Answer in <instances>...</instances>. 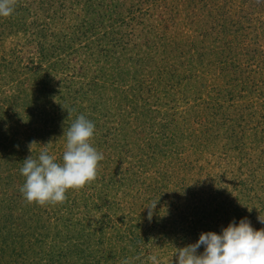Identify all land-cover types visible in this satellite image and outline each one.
<instances>
[{
  "label": "rangeland",
  "instance_id": "rangeland-1",
  "mask_svg": "<svg viewBox=\"0 0 264 264\" xmlns=\"http://www.w3.org/2000/svg\"><path fill=\"white\" fill-rule=\"evenodd\" d=\"M62 1L14 0L22 29L0 25V264H80L54 219L59 203H27L19 172L45 147L59 162L80 114L104 159L93 181L66 193L72 241L110 264H123L122 251L128 264L152 254L171 264L168 237L145 229L151 217L212 224L220 205L245 206L235 174L264 195V0ZM138 174L147 188L128 189ZM139 187L148 194L136 206Z\"/></svg>",
  "mask_w": 264,
  "mask_h": 264
},
{
  "label": "clouds",
  "instance_id": "clouds-1",
  "mask_svg": "<svg viewBox=\"0 0 264 264\" xmlns=\"http://www.w3.org/2000/svg\"><path fill=\"white\" fill-rule=\"evenodd\" d=\"M13 12L14 0H0V18L10 17ZM94 132V122L80 114L63 132L66 140L59 162L46 147L36 158L31 153L22 162L19 172L24 182L20 192L27 203L41 206L63 203L69 190L79 189L95 179L98 163L104 156L91 143ZM33 144L38 143L31 142L30 148ZM201 247L203 251L198 252ZM174 248L175 261L171 260V264H264V228L256 230L247 218H241L238 223L231 221L219 234L202 232L195 243ZM147 259L150 264H160L155 254Z\"/></svg>",
  "mask_w": 264,
  "mask_h": 264
},
{
  "label": "trees",
  "instance_id": "trees-1",
  "mask_svg": "<svg viewBox=\"0 0 264 264\" xmlns=\"http://www.w3.org/2000/svg\"><path fill=\"white\" fill-rule=\"evenodd\" d=\"M60 1L63 4V1L62 0H60ZM19 12H20L19 11V7L18 6H14L13 14L10 17H7L8 19L5 20V22L7 23L8 26L15 25L17 27V29H22L21 27L18 28V26H17L18 22L20 23V22L23 21L20 18ZM2 23H3L2 22V18H0V25H2ZM100 37H102V35ZM95 42L91 43V45L88 47L89 50L92 49V46L95 45ZM100 42L101 41H98L97 44H100ZM60 46H61V44H60ZM61 52H63V49H61ZM132 61H133V58L129 57L127 60H125L124 64L126 65L127 62L128 63H132ZM141 63H144V62H141ZM127 69H129V67H127ZM10 72L12 73V69H11ZM14 72H15V74H18V72H16V71H14ZM14 72H13V74H14ZM11 78L13 79V81H15L14 77L11 76ZM229 98L231 99V101H230V99H228V101H226V103L230 101L228 106H232V101H233L234 96H229ZM184 121H186V120H184ZM255 126L257 127L256 124H255ZM173 131L174 130H169L168 131L169 132L168 133L169 136L174 135ZM92 145L95 148H98V149L101 148V147H99L100 143H99V146L94 144V143H92ZM154 148H155L154 145L151 146V150H154ZM139 153L140 154H144L146 152H145V150H142ZM160 153L162 154L161 151H160ZM152 156H153V154H152ZM158 156H160V155H158ZM16 157H17V155H16ZM17 159L21 160L23 158L21 157V158H17ZM104 162H105V160H104ZM137 163H138V165H140V163H142V166H140V167H142V169L143 168L146 169V164L144 163L143 160H138ZM135 178H136L135 183H134V181H133V183L132 182L129 183V186L127 187L128 189H133L135 185H138L137 183H139L140 185H143V186L146 187V185L143 183L144 179H143L142 175L138 174V175H136ZM234 178H236L238 183L240 184V186L243 187V190L241 192H239L240 190H238V194L237 195H240L243 198V200L245 202L244 203L245 204L244 207H240L239 208L238 207L239 204L237 203V199H236L234 204L229 202L230 203V208L229 209L227 207V203H225L223 205H220L221 207H219L215 211L211 210V212H209L208 217L211 219V223L213 222L212 224H210L208 221H206V219H207L206 216L207 215H204V218H203V217L199 216V214H198V219H196V217H195L196 222H193L194 221L193 220L192 221L193 224H191V225L187 224L188 226H186V227L184 225V222L187 219H185V217H184V220H183L182 215L180 213L178 215H174V214L169 215V217L171 218V221L169 220L170 223L168 224V226L164 225L162 227L157 226V223H155L156 222L155 218L153 219V217H151V220L146 222V223H148V225L145 224V229L146 230H148V229H153V230L157 229L158 233L162 231L161 232L162 235L168 237V240H169V241H167L168 245H172L173 247L180 248V247H184V246H186L188 244L195 243L198 240L199 235L202 233V231L200 230V227H203V230H204L203 232L204 233L211 231V232H215V233L219 234L220 231H221V226L218 224L217 220L220 219V218H223V217H230L231 218V216H235L236 219H234V220L236 222H238L241 218H247L251 222V226L254 229H255V227H256V230L264 228V223H259L258 225L254 224V221H256V217H255L256 215L257 216L258 215L262 216V219L264 220V195L259 193V192L256 193V194H251V192H253V188H252V186L250 184V181H247L244 177L240 176L239 174L238 175L235 174ZM253 178H254V176L252 175L251 180ZM110 182H111V180L109 179V181H107V183L105 184L106 187L109 188ZM121 185L122 184H120V186ZM146 188H144V187H142L140 189L137 188L138 190H140V191H138L139 192V196H140L139 197L140 200L136 201V203H135L136 206H139L140 204H143V202L145 201L144 200V197H145L144 193L146 192L148 194V190L146 191ZM121 190H122V188H121ZM5 193H8V192H5ZM68 196L66 194L65 201L63 203H59V205L56 206V209L52 213L54 214V219L58 220V222H60V224H64V222H66L65 223V233H64L63 236L66 238L67 243H68L69 247L71 248V250H75V251L71 252V250L69 249L70 250L69 251V255H71L73 259L75 258L76 262L77 261L80 262V264H82V261L85 262L86 264H110L108 262L109 261V257L103 258V260H101L100 257L96 255L95 251L94 252L91 251L90 253H87L86 255H84L85 253H83L84 251L81 248V246H82L81 245V241L79 239H77L76 242L72 241V239L75 236H74V234L72 235V233L70 231L71 230V227L69 226V222L70 221H69L68 218H63L62 217V214L69 209V205L68 204H69L70 201H69V197ZM6 198H7V195L3 198V200H1V203H4V202L6 203V201H9L5 208L6 209H12V207L15 206V202H14V199H13L15 197H12L10 195L7 199ZM11 199H13V200L10 201ZM100 201L102 203V198L100 199ZM223 208H225L227 211L225 209H223ZM158 216H161V214H158ZM30 220H32V219H30ZM152 221L154 223H149V222H152ZM137 222H138V220H137ZM150 224H152V226H150ZM32 227L36 228L35 226H32ZM33 228H31V229L33 230ZM55 228H57V226H55ZM132 228H135V225H133ZM57 231H58V228H57ZM59 234L60 233L57 232V235H59ZM77 238H79V236ZM139 241H140L139 239H136L135 243L133 242V246L135 248H137V246L139 244ZM143 243L145 244L146 241L143 242ZM138 251H139V249H138ZM202 251H203V247L198 249V252H202ZM121 257H122V262L124 264V261L127 259L126 251H122ZM111 261L113 263V260H111ZM132 264H147V263H146L145 260L143 261V260L138 258V259L134 260Z\"/></svg>",
  "mask_w": 264,
  "mask_h": 264
}]
</instances>
